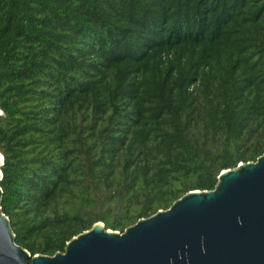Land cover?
I'll list each match as a JSON object with an SVG mask.
<instances>
[{
	"label": "trees",
	"instance_id": "16d2710c",
	"mask_svg": "<svg viewBox=\"0 0 264 264\" xmlns=\"http://www.w3.org/2000/svg\"><path fill=\"white\" fill-rule=\"evenodd\" d=\"M3 212L54 256L264 155V0H0Z\"/></svg>",
	"mask_w": 264,
	"mask_h": 264
},
{
	"label": "water",
	"instance_id": "95a60500",
	"mask_svg": "<svg viewBox=\"0 0 264 264\" xmlns=\"http://www.w3.org/2000/svg\"><path fill=\"white\" fill-rule=\"evenodd\" d=\"M3 165L0 154V183ZM3 197L0 185V264H264V155L223 171L214 190L190 191L123 233L98 222L54 256L17 244Z\"/></svg>",
	"mask_w": 264,
	"mask_h": 264
}]
</instances>
